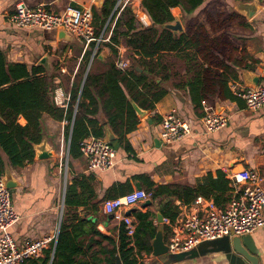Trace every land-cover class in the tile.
<instances>
[{
  "label": "crops",
  "instance_id": "0c3cea01",
  "mask_svg": "<svg viewBox=\"0 0 264 264\" xmlns=\"http://www.w3.org/2000/svg\"><path fill=\"white\" fill-rule=\"evenodd\" d=\"M104 1L97 5L96 0H0V49L7 53L10 61L25 62L29 67L43 65L41 62L47 59L48 67L44 66L48 73L55 75V101L58 106L65 109L70 102L75 82L80 84L83 81V77L79 74L81 66H85L90 73H102L107 71L109 65L116 60L115 55L109 47L102 44L99 54L103 53V58H99V54L93 55V48L88 59L90 44L86 45L81 39L73 35L69 40L60 39L58 30L16 27L8 23V17L19 4L29 7L42 5L54 11H63L69 5L100 9ZM131 1H121V9L109 23L104 42H108L112 37L117 19L123 8ZM141 1H133L135 4L133 7L138 6V14L134 13L138 25H144L139 20V13H144L145 26H147L152 21L146 12L139 9ZM235 1L249 2L206 0L203 8L207 7V13L201 14L198 8L192 16L204 23L213 36L224 35L237 49L239 58L243 51L248 53L249 57L243 63L244 68L247 69L242 70L240 81L229 83L234 93L236 88L247 85L244 78L246 73L259 75V85L264 86V11H257L249 18L234 7ZM254 1L256 0L250 2ZM210 4H218L222 10L217 13L208 11L213 6ZM174 9H178V12L174 13ZM172 13L181 21L186 31L182 9L173 7ZM188 18L190 19V16ZM120 52L126 56L128 47L121 44ZM172 71L178 74L163 82L169 92L156 104L153 111H149L140 119L137 128L128 134L133 151L129 153L120 147L116 153L115 165L109 170L91 169L83 154L77 158L72 157L69 154L71 130L67 137V129L70 127L68 121L55 119L48 113L43 114L45 130L43 140L47 142L48 147L55 150V155L48 159L35 157L23 167L8 165L5 170L17 183L10 189V196L19 219L10 227V232L19 243L48 239L46 248L55 245L61 223L59 203L65 197L67 181L75 174L93 175L98 200H102L113 187L116 189L127 181L131 183L133 189L145 188L142 181L136 178L141 174L150 177L156 185L180 183L193 187L205 183L209 174L214 178L217 177L219 171L226 173L228 179L231 174L243 168L258 171L264 176V108L251 110L246 107L243 99L239 104L236 101L219 100L215 97V102H205L204 106L226 113L230 120L224 129L208 132L201 122V117L194 111L187 89L179 86L195 77L194 70H187L185 62L178 60L173 65ZM166 72L168 73L169 69ZM170 112H176L188 120L192 125V132L180 141L164 143L159 138L162 120H156L155 117L162 118ZM98 118L102 124H105L106 132L108 124L105 115L100 112ZM19 122L25 124L26 120L20 117ZM230 194L232 197L236 194L234 188ZM169 199L171 197L161 195L155 200L151 199L152 204L149 206H144L145 201L128 207L124 212L137 223L136 211L143 213L149 211L150 219L158 228L161 224L158 221V213L162 214L160 207ZM175 202L181 210L184 208L185 204L180 203L179 200ZM102 203L97 213L79 208L80 215L96 221L97 229L104 235L118 239L122 223L113 215L105 214L102 211ZM200 206L195 200L188 205V208H200ZM166 219L164 217L165 236L166 234L169 236L170 228ZM251 235L257 245L259 264H264V227ZM104 244H107V241ZM133 249L138 264H232L223 252H210L194 257L184 256L166 262V257H152L144 250L138 251L136 243ZM38 257L43 258L44 253H40Z\"/></svg>",
  "mask_w": 264,
  "mask_h": 264
},
{
  "label": "trees",
  "instance_id": "16d2710c",
  "mask_svg": "<svg viewBox=\"0 0 264 264\" xmlns=\"http://www.w3.org/2000/svg\"><path fill=\"white\" fill-rule=\"evenodd\" d=\"M118 1L105 0L100 9L93 8L97 35L104 29L106 32L109 23L119 13L121 4L118 6ZM205 1L142 0L140 7L152 21L147 26L137 24L133 5L127 4L116 21L112 37L101 45L109 47L118 57L119 46L125 44L130 67L120 69L114 61L107 71L97 74L81 66L79 74L83 81L80 84L75 82L66 109L55 101L54 74L48 73L44 65L29 67L25 62H12L7 53L0 49V176L8 165L23 167L35 158L34 145L45 136L44 113L68 121L70 127L67 137L71 130L69 154L72 157L82 155L81 142L85 138L91 135L105 136L104 125L98 118L100 112L117 135L120 147L132 152L128 134L137 128L141 120L131 100L144 110L153 111L169 92L163 82L178 74L172 71L178 60L185 62L187 70H194L195 77L179 86L187 89L197 116L205 114L204 103L215 102V97L241 104L242 98L231 90L229 83L240 81L242 70L247 69L243 66L244 60L249 55L243 51L239 58L237 49L224 35L213 36L204 23L192 18L198 8L199 11L204 9ZM173 7L182 9L186 31L175 32L162 26L176 20L172 13ZM121 27L124 30L121 31ZM101 45L95 56L99 54ZM93 48L95 42L89 45L88 59ZM20 117L25 118V124L19 122ZM136 178L142 181L146 190L152 192L153 200L161 195L171 197L160 209L163 216L172 221L180 213L176 200L190 205L198 197H203L224 207L232 199L230 192L233 187L223 171H219L215 178L212 174L207 175L205 183L197 187L180 183L156 185L145 174ZM132 190L131 183L127 181L116 189L113 187L102 200H98L93 175H73L67 181L63 215L55 245L43 250V258L32 257L22 264H117V257L122 264H138L123 223L119 238L115 239L101 233L97 229V222L84 218L79 211V208H83L97 213L103 201ZM135 216L137 249L150 255L151 241L157 227L150 219L149 211H136ZM165 237L167 240L168 234ZM105 241L107 244H104Z\"/></svg>",
  "mask_w": 264,
  "mask_h": 264
},
{
  "label": "built area",
  "instance_id": "2783aa9c",
  "mask_svg": "<svg viewBox=\"0 0 264 264\" xmlns=\"http://www.w3.org/2000/svg\"><path fill=\"white\" fill-rule=\"evenodd\" d=\"M122 0L118 1V6ZM141 11H144L141 8ZM264 11V2L262 3ZM138 14V12H137ZM140 14V13H139ZM139 20L146 24L144 13ZM8 23L21 28H41L59 30L64 28L70 35L81 39L86 45L95 42L93 55L96 54L105 39V29L100 35L96 33L95 16L92 7L69 5L63 11H54L46 6L29 7L19 4L8 17ZM115 64L120 69H128L130 60L121 52ZM236 84V83H235ZM246 107L251 110L264 108V86L247 85L236 88ZM205 107V106H204ZM230 117L216 109L205 107L201 122L208 132L224 129ZM192 132L191 123L176 112L162 117L159 138L164 143L182 140ZM82 154L87 158L93 170L106 171L115 165L117 150L104 136L91 135L81 142ZM235 195L224 206H217L213 200L198 197L200 208L189 209L184 205L177 218L166 219L170 228L167 244L170 253H181L196 248L201 242L215 240L234 233L236 235L252 234L264 227V176L258 171L243 168L229 176ZM152 199V192L145 188L132 191L102 203V211L113 215L124 224L130 247L135 248L136 221L125 214L128 207ZM64 199L59 203V220L62 219ZM19 219L6 187L3 175L0 176V264H22L25 260L37 257L46 248L48 239L27 240L19 243L11 234L10 227ZM59 232V231H58ZM57 232V237H58Z\"/></svg>",
  "mask_w": 264,
  "mask_h": 264
},
{
  "label": "water",
  "instance_id": "95a60500",
  "mask_svg": "<svg viewBox=\"0 0 264 264\" xmlns=\"http://www.w3.org/2000/svg\"><path fill=\"white\" fill-rule=\"evenodd\" d=\"M101 1L102 0H96V4L97 5L101 4ZM234 7H236L238 11L245 13V15L250 18L257 11H260L262 9V4L260 0H256L254 2L249 1L248 3L246 2L237 3V1H235ZM133 9L135 13L138 12L136 6H134ZM162 26L171 29L175 32L184 31L183 25L179 19H176L174 22L171 23H166ZM58 32L60 39H66V40L71 39V35L64 28L59 29ZM103 55H104L103 53H100L98 57L102 59ZM41 63L46 67H48L47 59H44ZM244 78H245V82L247 83V86L256 87L259 85L260 82L259 75L246 73L244 74ZM131 104L134 110L136 111V114L139 119L144 118L149 113L148 110H144L133 100H131ZM103 125L105 128V124ZM106 127L108 128L106 129L104 138L107 141H110L115 147V149L118 150L120 148V144L117 141V135L115 134V132L113 131V129L109 124L106 125ZM70 142H71V137L69 139V146H70ZM34 149H35V157L37 159H48L55 155V150L48 147L47 142L43 139L40 143L34 145ZM3 179L6 187L9 189L17 185L12 175L7 171L3 174ZM151 204H152V200L148 199L144 203V206H149ZM158 221L161 224L157 228L156 235L151 241L152 257H166L167 258L166 262H170L173 259H181L184 256L194 257L199 254L203 255L210 252H223L232 264H259V257L257 255L258 252L257 245L251 234L241 236L231 233L230 235H226L222 238L201 242L196 248L191 249L189 251H185L181 253H170L165 237V226L163 224L164 216L161 213H158ZM120 263L121 260L119 257H117V264Z\"/></svg>",
  "mask_w": 264,
  "mask_h": 264
},
{
  "label": "rangeland",
  "instance_id": "374dc122",
  "mask_svg": "<svg viewBox=\"0 0 264 264\" xmlns=\"http://www.w3.org/2000/svg\"><path fill=\"white\" fill-rule=\"evenodd\" d=\"M133 1H134V0H132L130 4L135 5V4L133 3ZM210 5H213V4H210ZM136 7H137V9H138V6H136ZM139 9L141 10V7H139ZM220 10H222V8L220 7V5L216 4V5L211 6L210 9H209L208 11H212V12H214V13H217V12H219ZM261 10H262V9H261ZM200 13H201V14H203V13H207V7L205 6L204 9H202ZM136 14H137V13H136ZM139 15L142 16V12H141ZM122 29H123V28H121V31H122ZM65 165L67 166V162H65ZM65 168H66V167H65Z\"/></svg>",
  "mask_w": 264,
  "mask_h": 264
},
{
  "label": "bare ground",
  "instance_id": "6f19581e",
  "mask_svg": "<svg viewBox=\"0 0 264 264\" xmlns=\"http://www.w3.org/2000/svg\"><path fill=\"white\" fill-rule=\"evenodd\" d=\"M173 11H174V13H177L178 12V9H174Z\"/></svg>",
  "mask_w": 264,
  "mask_h": 264
}]
</instances>
